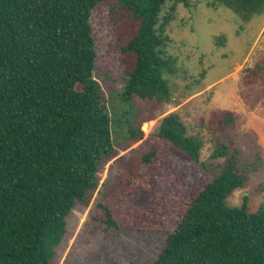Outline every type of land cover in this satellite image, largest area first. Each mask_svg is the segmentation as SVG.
Masks as SVG:
<instances>
[{
  "label": "trees",
  "instance_id": "1",
  "mask_svg": "<svg viewBox=\"0 0 264 264\" xmlns=\"http://www.w3.org/2000/svg\"><path fill=\"white\" fill-rule=\"evenodd\" d=\"M105 1L0 0V264H50L68 214L97 188L102 162L114 154L112 129L119 117L111 116L108 96L94 76L90 22ZM113 1L116 18L137 23L122 47L127 64L120 100L129 112L135 96L169 102L177 59L168 53L171 16L162 11L168 1L174 9L190 0ZM215 4L244 21L264 14V0ZM133 123L124 122L128 137L139 139L141 127ZM154 134L200 161L203 139L189 133L178 112L165 115ZM229 149L225 143L215 148V177L189 203L151 264H264V205L250 212L248 197L239 206L226 203L255 164ZM105 211L108 223L116 225Z\"/></svg>",
  "mask_w": 264,
  "mask_h": 264
},
{
  "label": "rangeland",
  "instance_id": "2",
  "mask_svg": "<svg viewBox=\"0 0 264 264\" xmlns=\"http://www.w3.org/2000/svg\"><path fill=\"white\" fill-rule=\"evenodd\" d=\"M113 2L98 4L90 20L94 76L108 96L111 116L122 122L115 119L114 154L102 162L97 188L68 214L50 264L153 263L189 203L215 177L212 153L224 143L255 164L247 183L226 203L239 206L248 197L250 212L264 205V14L244 21L215 0H190L174 9L168 1L162 16H171L168 53L177 59L171 98L160 103L135 96L129 112L118 96L127 64L122 47L137 23L116 18ZM257 64L262 68L255 71ZM171 112L203 139L200 161L154 134ZM132 118L133 126L141 127L139 139L128 137L124 122ZM150 151L154 155L146 162ZM105 208L116 225L108 223Z\"/></svg>",
  "mask_w": 264,
  "mask_h": 264
}]
</instances>
